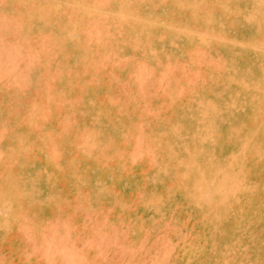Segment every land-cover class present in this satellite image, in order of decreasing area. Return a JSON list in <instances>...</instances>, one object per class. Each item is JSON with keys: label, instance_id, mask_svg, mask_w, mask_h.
Segmentation results:
<instances>
[{"label": "rangeland", "instance_id": "1", "mask_svg": "<svg viewBox=\"0 0 264 264\" xmlns=\"http://www.w3.org/2000/svg\"><path fill=\"white\" fill-rule=\"evenodd\" d=\"M0 264H264V0H0Z\"/></svg>", "mask_w": 264, "mask_h": 264}]
</instances>
